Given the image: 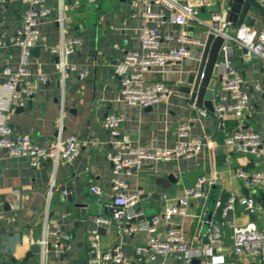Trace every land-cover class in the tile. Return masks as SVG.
Returning a JSON list of instances; mask_svg holds the SVG:
<instances>
[{
  "label": "crops",
  "instance_id": "crops-1",
  "mask_svg": "<svg viewBox=\"0 0 264 264\" xmlns=\"http://www.w3.org/2000/svg\"><path fill=\"white\" fill-rule=\"evenodd\" d=\"M194 1L199 3V19L202 22L191 21L188 30L205 40L212 11L220 10L227 17L228 0H205L202 4L201 0ZM58 2L47 0L54 14L41 21L38 50L32 53L30 60L29 70L35 79L34 94L22 111L13 107L7 113V121L14 135L27 134L41 146L59 135L76 134L81 150L72 163L55 165L46 161L32 166L27 158L10 157L6 149L0 148V200L3 202L0 206V264H85L88 263L92 241L101 250L119 248L135 264H152V261L147 262L135 254L136 247L147 241L148 234L145 232L126 236L112 226L102 225L106 230L101 234L96 232L97 236L94 231L85 230L82 247L79 248L75 240L78 223L87 220L97 222L99 217H108L112 212L107 206V201L114 195L111 189L112 168L107 153L119 149L103 126L108 112L124 116L122 134L117 138L127 143L122 151L124 156L133 155L140 147L148 151L173 147L179 140L177 128L182 122L189 123L191 136H201L206 141L203 149L191 158L146 161L139 168L132 167L120 173L128 189L140 191L141 195L152 190L148 182L155 177L165 179L172 175L175 179L159 203L153 205L148 199L140 198L134 208L136 218L151 208L160 212L174 203L185 188L193 186L199 175L205 174L222 185L219 204L206 233L201 235L206 206L204 209L200 201H192L187 216H175L173 220L182 225L189 245L195 246L207 239L212 224L222 219L221 205L230 195L238 199L251 197L260 202V207L255 209L237 202L232 216L228 217L234 226L254 224L264 231V182L247 187L238 175L241 170L264 174V155L260 152H239L225 144L226 136L238 129L264 134V94L256 87L264 82L262 61L250 55L238 56L235 49L232 50L233 62L244 79V89L249 92L250 101L241 117L232 113L224 117L222 128L216 132L210 149L216 122L209 115H201L186 87L198 68L203 47L193 49L191 55L182 61L143 73L146 84L163 81L174 89L171 96L146 111V107L129 105L120 99V77L116 68L123 63L128 52L141 47L139 35L145 25L159 24L165 34L173 35L179 30L177 25L169 20L146 19L144 6H133L130 0H79L77 4L74 0H64L62 32L55 21ZM24 8L20 0L0 2V82L3 79L1 69L6 64L16 67L19 63V50L9 41L22 23ZM152 9L160 11L157 5H153ZM248 15L254 21L247 25L264 27V14L251 8ZM234 28L231 25V29ZM66 37H79L81 44L70 57L76 70H67L65 75H61L57 70V56L50 52L49 47L61 43ZM176 44L173 36L162 41L161 47L165 49ZM10 55L12 58H9ZM42 72L50 75L48 81L36 80ZM80 72H84L83 76ZM94 185L101 187L100 193L91 190ZM141 186L143 190H140ZM63 188H68V192L64 193ZM163 203L164 206L161 205ZM139 207L141 210L138 212ZM150 217L145 216L143 220ZM51 218L57 219L74 240V248L61 256L51 247L43 248L36 242L44 235L46 220ZM167 228L165 222L160 225L162 231ZM216 245L237 264H264L259 257L250 254L234 255L233 229L229 226L225 227V233ZM164 264L177 263L169 257Z\"/></svg>",
  "mask_w": 264,
  "mask_h": 264
},
{
  "label": "built area",
  "instance_id": "built-area-1",
  "mask_svg": "<svg viewBox=\"0 0 264 264\" xmlns=\"http://www.w3.org/2000/svg\"><path fill=\"white\" fill-rule=\"evenodd\" d=\"M13 0H0L6 3ZM24 4V13L21 25L10 38V44L20 53L19 63L16 67L6 64L1 69L2 81L0 82V148L6 149L8 156L14 158H27L29 164L36 166L42 162L51 161L55 165L60 162L72 163L80 154L81 143L76 134L57 136L47 145L37 144L29 135H14L12 126L7 121V113L13 107H23L27 100L34 94L35 79L29 70L32 49L35 48L41 37L40 23L54 14L52 5L47 0H20ZM58 14L55 21L64 32L65 17L63 14L64 0H58ZM94 2L95 0H88ZM133 6H144L146 19L158 18L159 22L169 20L178 24L179 30L175 34H165L159 27L145 25L140 31L139 49L128 52L123 63L116 68L120 77L121 100L129 105L141 108L154 106L164 98L171 96L174 89L163 81L145 83L143 73L151 69L162 68L171 62H179L191 55L195 48L203 47L204 40L191 34L188 26L191 21L202 22L199 19V3L194 0H130ZM79 0H74V4ZM205 0H201V4ZM157 5L160 11H154ZM207 32L221 36L224 40L220 48L216 63L218 68L215 82L211 87L215 112L223 122L228 113L241 117L250 101L249 92L244 89V79L237 72L232 59V50L246 48L255 53L264 65V27L255 28L242 24L231 29L224 13L220 10L212 11L210 22L207 23ZM175 37L177 44L165 49L161 47L162 41ZM81 39L79 37H66L61 43L50 46V52L57 56V70L65 75L67 70H76V65L70 57L76 52ZM9 58H12L10 55ZM84 72H80L83 76ZM50 75L46 72L39 73L36 80L46 82ZM257 90L264 94V82L258 84ZM201 115H207L200 111ZM124 116L115 112H108L104 116L103 126L112 136L114 145L119 151H109L107 159L111 164L112 178L111 189L114 195L107 201V206L113 208L110 216L99 217L97 223L105 227L112 226L119 233L126 236L137 232L148 234L147 241L135 249L137 257H143L147 262L153 261L156 256L162 257L164 264L167 258H174L177 264H191L194 259L199 264H237L229 260L216 244L225 233V227L233 229V253L236 256L250 254L264 261V231L254 224L245 227H236L228 218L229 212L234 210L237 202L250 209L260 207V202L251 197L237 198L230 195L221 205L222 219L215 221L207 235V239L198 245H189L186 240L185 230L180 223H175V216H187L192 201L204 200L208 189L214 182L213 177L201 174L195 184L185 188L183 194L172 204L160 212L142 221H131L137 213L134 208L140 201V191L128 189L127 182L120 173L132 167L139 168L146 161H168L174 158H191L199 153L206 145L201 136L190 135V125L182 122L177 128L178 142L173 147L158 148L151 151L143 147L136 149L133 155L124 156L122 151L127 143L117 138L122 134ZM227 146L234 147L239 152H260L264 155V134L254 130L238 129L232 131L225 138ZM247 187H254L264 182L261 171H244L238 173ZM94 192H101V187H91ZM66 193V191H64ZM3 202L0 200V206ZM204 206V203L202 202ZM205 209V206H204ZM136 214V215H135ZM165 222L168 228L160 230V225ZM97 236L96 231L93 232ZM37 244L46 248L48 245L58 255H63L74 248L73 237L65 231L57 219L46 220L44 235L38 239ZM88 264H135L127 259L119 248L101 250L95 241L91 242Z\"/></svg>",
  "mask_w": 264,
  "mask_h": 264
},
{
  "label": "water",
  "instance_id": "water-1",
  "mask_svg": "<svg viewBox=\"0 0 264 264\" xmlns=\"http://www.w3.org/2000/svg\"><path fill=\"white\" fill-rule=\"evenodd\" d=\"M253 8L260 13L264 14V1L263 0H228L227 3V21L234 27H239L242 24H251L254 20L248 15V11ZM178 28L180 26L176 24ZM223 38L221 36H216L214 33L209 32L204 40V45L202 48V55L198 65V68L194 75L191 76L189 82L186 84V87L190 91V99L194 101V104L197 108L204 111L207 115L212 117L216 124L213 136L210 140V149H212V144L214 142L216 132L222 128L221 119L218 117L215 112L214 102H213V92L211 87L215 82V76H217L218 68L216 66L220 48L223 43ZM38 47L32 49V53H37ZM235 53L238 56L250 55L253 59L260 61V58L253 52L248 51L246 48H236ZM23 107H18L17 110L22 111ZM152 106L146 107L145 110H151ZM175 182V179L172 175H168L165 179L161 177H155L154 180L149 181L148 185L152 186V190L140 195L141 199H148L150 203L157 204L161 199L165 197L166 189H171L172 184ZM144 187L141 186L140 190H143ZM63 191L68 192V188H63ZM222 191V185L217 183L215 180L210 185L207 197L204 200H200L206 206V212L202 217L203 225L201 230V235H204L212 221V218L216 212L217 206L219 204V198ZM64 198V197H63ZM164 206L165 204H161ZM117 206L111 207V211ZM141 210L139 207L138 212ZM152 213H157L156 209L151 208L148 211H145L141 216L134 217L131 221H142L145 216H152ZM154 215V214H153ZM232 216V211L229 212L228 217ZM96 231L101 234L106 230L105 227L99 225L96 221H82L78 223V228L76 230L75 240L78 247L83 246V238L85 230ZM126 237V236H124ZM50 248V245H48ZM162 257L160 255L151 262L152 264L161 263ZM195 264H198L199 260L194 259L192 261ZM88 264V263H85Z\"/></svg>",
  "mask_w": 264,
  "mask_h": 264
}]
</instances>
